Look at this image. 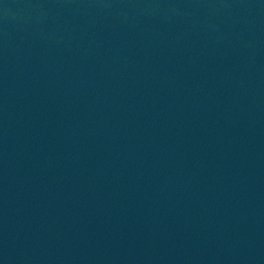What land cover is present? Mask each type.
<instances>
[{
	"label": "water",
	"instance_id": "95a60500",
	"mask_svg": "<svg viewBox=\"0 0 264 264\" xmlns=\"http://www.w3.org/2000/svg\"><path fill=\"white\" fill-rule=\"evenodd\" d=\"M0 264H264V0H0Z\"/></svg>",
	"mask_w": 264,
	"mask_h": 264
}]
</instances>
